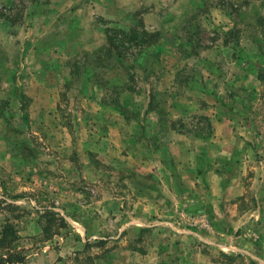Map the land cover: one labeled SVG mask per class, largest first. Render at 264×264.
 <instances>
[{
    "label": "rangeland",
    "instance_id": "obj_1",
    "mask_svg": "<svg viewBox=\"0 0 264 264\" xmlns=\"http://www.w3.org/2000/svg\"><path fill=\"white\" fill-rule=\"evenodd\" d=\"M119 30L145 39L119 53ZM223 118L243 213L184 206L177 163L178 197L160 181V213L150 198L135 213L149 167L135 157H169L177 133L214 153ZM137 220L140 235L119 229ZM7 222L27 264H264V0H0V233Z\"/></svg>",
    "mask_w": 264,
    "mask_h": 264
},
{
    "label": "crops",
    "instance_id": "obj_2",
    "mask_svg": "<svg viewBox=\"0 0 264 264\" xmlns=\"http://www.w3.org/2000/svg\"><path fill=\"white\" fill-rule=\"evenodd\" d=\"M219 119L220 117H217V120ZM220 124L221 130L216 128L215 131L219 143L214 153L211 152V144L204 141L202 136H197L199 133H196L197 135H194L192 139L187 138L182 133H177L178 135L181 134L180 136L182 138L169 143V157L155 159L156 155H154V157L150 156V159H147L148 155L143 153L135 157V161L140 162V166H143L144 163H146L145 165L149 164L147 165L149 167H142L140 171L141 175H138V180L136 179V182L142 185V192L138 195L139 199L135 206V213L139 214L141 212L138 209H141L144 205L143 201H147L148 198L151 200L152 215H158L160 213L157 191L160 181L162 183H168V191H162L165 194V196H162L165 201H169V198L174 199L176 196L178 197V194H176L177 190L172 185L174 181L173 173L168 169L170 164L173 163H177L176 166L183 168L182 173H180L181 180L183 184H187L189 187L188 190L190 189L191 192V194L188 193L185 196L186 198L180 196L182 197L180 202L184 206L187 203L189 208H194L196 211L198 210L208 215H219L222 218L225 217L227 220H231L233 217L243 213L240 211L239 203L241 201L240 199L245 194V172L241 171L243 167L239 165L230 169H228L229 167L223 166V163H227L228 159L231 158L230 147H227V145L229 142H232L233 127L232 122L227 118H223ZM157 162L160 163L159 168L156 167L158 166ZM237 167H240V170H238ZM145 168L146 172L150 170L151 174L147 173L144 175L143 169ZM164 180H166V182ZM150 183H154L153 186H151ZM189 196L192 197L187 198ZM191 201H193L192 204L190 203ZM121 209H124V207H121ZM129 212L130 211L125 208L122 214ZM141 213L143 215L146 211L142 209ZM130 223L131 222L126 223L127 226H122V228L119 229L126 230L127 227H130L131 229H129V232L132 229L134 231L137 230L140 235L143 228L150 226L146 224V222L143 223L140 220H137L134 225H130ZM214 230L218 233L221 232L218 231L216 227H214ZM139 235L136 237H139ZM219 241L220 242L213 240L210 241V243L214 248L219 249L224 245L221 239ZM231 247L235 249L238 248V246L235 245H231Z\"/></svg>",
    "mask_w": 264,
    "mask_h": 264
},
{
    "label": "trees",
    "instance_id": "obj_3",
    "mask_svg": "<svg viewBox=\"0 0 264 264\" xmlns=\"http://www.w3.org/2000/svg\"><path fill=\"white\" fill-rule=\"evenodd\" d=\"M144 36L136 30H119L110 33L109 40L114 49L121 53V49H129L135 44L142 43L145 39ZM62 223H65L64 219H62ZM18 239L16 226L7 222L0 233V264H27V250L20 247Z\"/></svg>",
    "mask_w": 264,
    "mask_h": 264
}]
</instances>
